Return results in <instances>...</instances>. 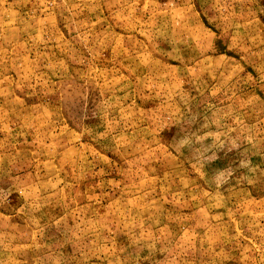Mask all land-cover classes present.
<instances>
[{
  "label": "rangeland",
  "instance_id": "obj_1",
  "mask_svg": "<svg viewBox=\"0 0 264 264\" xmlns=\"http://www.w3.org/2000/svg\"><path fill=\"white\" fill-rule=\"evenodd\" d=\"M0 264H264V0H0Z\"/></svg>",
  "mask_w": 264,
  "mask_h": 264
}]
</instances>
